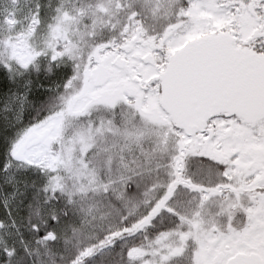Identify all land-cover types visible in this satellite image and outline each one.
Segmentation results:
<instances>
[{"label": "snow or ice", "instance_id": "6c2138e0", "mask_svg": "<svg viewBox=\"0 0 264 264\" xmlns=\"http://www.w3.org/2000/svg\"><path fill=\"white\" fill-rule=\"evenodd\" d=\"M0 264H264V0H0Z\"/></svg>", "mask_w": 264, "mask_h": 264}]
</instances>
